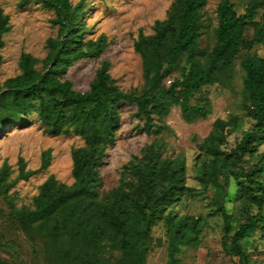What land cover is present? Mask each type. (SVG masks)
<instances>
[{"label": "trees", "instance_id": "16d2710c", "mask_svg": "<svg viewBox=\"0 0 264 264\" xmlns=\"http://www.w3.org/2000/svg\"><path fill=\"white\" fill-rule=\"evenodd\" d=\"M30 0H22V4ZM55 14L52 22L57 34L46 40L47 54L40 59L22 52L20 73L0 80V131L32 113L38 114L46 131L58 136L74 132L85 145L72 149L73 184L59 181L54 175L40 186L34 197V208H14L22 230L37 233L61 264H146V254L152 243L153 228L164 219L171 237L170 261L178 264L179 245L198 243L202 228L201 217H178L168 212L185 192L186 166L182 158L171 159L149 152L130 171L136 176L134 188L121 185L103 192L100 165L107 157L108 148L115 144L121 128V105H136L135 115L145 120L144 130H166L167 124L158 123L173 105H180L183 118L192 122L204 118L208 109L192 100L207 85L222 83L233 78L235 61L243 50H252L264 44V17L257 20L264 0H250L245 12L238 13L233 0H221L217 7V26L213 44L203 45L202 35L208 21L204 8L208 0H174L164 19H157L153 33L141 32L134 46L142 58L145 83L141 91L123 90L110 73L111 63L104 60L87 91H79L64 73L75 62L99 57L108 47L105 33L97 38L84 19L86 0H40ZM252 26L251 38L246 31ZM12 28L11 18L0 7V67L3 62L4 34ZM186 56L187 66L182 76L170 78ZM241 65L245 70L244 91L246 114L255 124L245 132L237 144L234 156H222L220 144L226 140L225 129L237 124L218 118L214 129L202 147L215 155L210 164L202 166V182L220 185V176L228 179L229 160L244 161L254 155L264 140V57L247 53ZM44 158L39 169H26V161L19 159V174L9 180L10 166L0 170V191L4 194L20 178L27 179L48 166ZM248 171L246 178L261 183ZM260 207L264 194H257ZM225 220L222 247L229 255L240 258L239 264H249L242 241L253 230V223L244 222L233 233L230 215L224 205L219 206ZM121 244V255L115 262L104 254L105 239ZM8 245L0 238V246ZM0 264H5L0 260ZM21 264V263H20Z\"/></svg>", "mask_w": 264, "mask_h": 264}, {"label": "rangeland", "instance_id": "374dc122", "mask_svg": "<svg viewBox=\"0 0 264 264\" xmlns=\"http://www.w3.org/2000/svg\"><path fill=\"white\" fill-rule=\"evenodd\" d=\"M77 3L79 0H71ZM174 0H86L84 19L92 33L88 37L97 38L105 33L109 40L106 50L96 58H85L75 62L64 73L63 79L73 82L74 88L87 91L95 78L102 61L111 63L110 73L123 90H139L144 87L145 78L142 58L135 50L134 43L141 32L153 33L157 19H164ZM221 0H208L204 15L208 21L202 35L203 45L213 44L214 28L217 26V7ZM238 13L245 12L250 0H233ZM0 7L9 14L12 28L4 34L2 49L3 62L0 80L20 73L19 60L22 52H29L40 59L47 54L46 40L57 34L52 20L55 14L40 0H0ZM264 17V8L258 11L257 20ZM253 27L247 37L253 35ZM247 53L264 57V44L259 43L252 50H243L236 59L232 79L222 83L207 85L192 100L208 109L204 118L188 122L183 118L180 105H173L163 120L156 115L158 123L167 124L168 129L144 130L145 120L135 115L136 105H121V128L116 133V142L108 148L107 157L100 165L103 180L102 191L106 192L124 181L135 187L137 178L130 171L132 162L142 159L146 153L154 152L171 159L182 158L186 166L185 192L168 212L178 217L194 215L201 217L202 228L198 233V243L179 245L176 257L178 264H239L240 258L227 254L222 247L225 220L220 205H224L230 215L233 234L242 223L250 221L253 230L242 241V248L248 255L249 264H264V201L260 207L257 194H264V140L254 155H246L244 161L232 157L228 162L230 176L222 175L220 185L202 182V166L210 164L214 153L202 144L214 129L218 118L230 120L237 117V124L225 129L226 140L220 144L222 156H234L237 144L245 132L253 127L254 120L246 114V94L244 91L245 70L241 65ZM187 66L183 56L174 74L165 80L169 85L174 78L182 76ZM85 145L82 137L74 132L52 135L36 113L24 116L22 120L7 125L0 131V170L5 163L10 166L9 180L19 174V159L26 161V169H39L44 158L48 162L27 179H18L7 194L0 191V238L8 245L0 246V260L5 264H61L49 250L45 241L37 234L27 235L21 228L14 208H34V197L40 186L54 175L59 181L73 184L72 149ZM248 171H256L254 178L261 183H252L245 176ZM152 243L146 254V264H168L170 261L171 237L164 219L153 228ZM121 244L114 239H105L104 254L115 262L121 255Z\"/></svg>", "mask_w": 264, "mask_h": 264}]
</instances>
